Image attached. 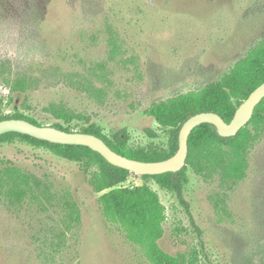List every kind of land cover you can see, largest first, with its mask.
<instances>
[{
  "label": "rangeland",
  "instance_id": "rangeland-1",
  "mask_svg": "<svg viewBox=\"0 0 264 264\" xmlns=\"http://www.w3.org/2000/svg\"><path fill=\"white\" fill-rule=\"evenodd\" d=\"M263 40L264 0H0V113L78 131L95 123L109 137L126 129L131 147H166L147 110L219 81ZM249 130L244 177L229 172L232 154L188 166L184 196L205 243L197 264H264V125ZM8 167L30 182L20 199ZM90 176L47 148L1 144L0 264H152L105 216ZM143 183L133 173L121 185ZM149 184L166 209L160 246L200 249L177 195Z\"/></svg>",
  "mask_w": 264,
  "mask_h": 264
},
{
  "label": "trees",
  "instance_id": "trees-1",
  "mask_svg": "<svg viewBox=\"0 0 264 264\" xmlns=\"http://www.w3.org/2000/svg\"><path fill=\"white\" fill-rule=\"evenodd\" d=\"M263 82L264 40L251 49L246 57L238 60L219 81L209 83L198 91L180 94L167 101L153 104L147 110V113L154 117L168 133L166 147L157 145L131 147L128 144L129 133L126 129L118 130L109 137L95 123L79 131L101 137L113 150L129 158L142 161L164 160L177 152L180 130L191 116L200 112L213 111L230 122L240 104ZM57 117L69 121L71 114L60 111ZM9 118H22L38 125H47L27 115L21 109L14 110L12 113H0V120ZM251 124L258 130L263 127L264 99L256 107L248 125L235 136H221L216 126L210 123L197 126L189 137V155L183 169L157 175H142L145 183L133 187L121 185L128 180L132 172L109 163L100 153L88 146L52 143L19 132L0 135V145L17 140L47 148L62 158L82 163L84 171L91 173L89 181L93 189L98 193L103 192L99 197V203L105 216L123 227L129 240L143 248L147 259L152 264H197L200 261V254L204 251L205 243L202 230L194 221L190 204L184 196V187L188 181V166L201 172V162L210 163L212 160L215 167H218L222 165L227 154H232L233 157L227 166L229 172L238 179L244 177L247 167L245 153L249 144L255 139L254 134L249 130ZM52 125L69 132L78 131L61 122ZM148 133L156 136L152 130H148ZM222 146H227V149H223ZM6 172L14 177L15 188L12 192L15 197L20 199L25 196L27 189L21 185L23 183L26 187L30 185L27 177L21 175L14 167H8ZM151 181L177 195L181 204L185 206L198 231L200 249L194 248L188 254L173 255L160 246L159 240L164 235L163 224L167 216L159 193L149 184Z\"/></svg>",
  "mask_w": 264,
  "mask_h": 264
},
{
  "label": "water",
  "instance_id": "water-1",
  "mask_svg": "<svg viewBox=\"0 0 264 264\" xmlns=\"http://www.w3.org/2000/svg\"><path fill=\"white\" fill-rule=\"evenodd\" d=\"M263 99L264 82L240 104L230 122H227L220 114L213 111L200 112L191 116L180 130L177 152L173 156L160 161H142L129 158L113 150L97 135L81 131L69 132L53 125H38L22 118L0 120V135L19 132L52 143L88 146L115 166L141 176L157 175L180 171L186 166L189 155V137L197 126L210 123L216 126L221 136H235L243 127L248 125L256 107Z\"/></svg>",
  "mask_w": 264,
  "mask_h": 264
}]
</instances>
